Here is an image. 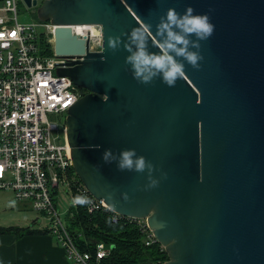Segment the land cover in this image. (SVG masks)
<instances>
[{
	"label": "water",
	"instance_id": "obj_1",
	"mask_svg": "<svg viewBox=\"0 0 264 264\" xmlns=\"http://www.w3.org/2000/svg\"><path fill=\"white\" fill-rule=\"evenodd\" d=\"M187 6L215 25L199 69L185 61L174 87L139 83L122 33L144 27L148 50L159 52V18ZM34 14L54 25V55L74 58L57 74L85 91L64 130L87 193L118 215L145 217L164 264H264V0H42ZM71 25L99 26V49ZM112 36L122 41L115 52ZM126 148L153 164L157 186L145 189L147 170L102 160L105 149Z\"/></svg>",
	"mask_w": 264,
	"mask_h": 264
},
{
	"label": "built area",
	"instance_id": "obj_2",
	"mask_svg": "<svg viewBox=\"0 0 264 264\" xmlns=\"http://www.w3.org/2000/svg\"><path fill=\"white\" fill-rule=\"evenodd\" d=\"M23 0H0V191H9L13 200L48 220L49 234L64 252L69 264H102L110 245L95 242L92 251L81 250L74 242L53 204V196L65 188L70 199L86 196L90 204L82 207L87 212L108 208L84 189L71 168L69 148L65 140L64 117L67 108L85 91L76 87L57 68L65 67L73 57H60L38 43L42 33L49 44L54 25L36 20L20 23L16 20L17 3ZM71 32L83 36L100 47L97 25H71ZM93 29V31H91ZM96 29L98 31H96ZM93 44V45H94ZM64 116L52 122L50 117ZM61 127V143L50 134ZM70 209L66 216H70ZM110 211V210H109ZM111 212V211H110ZM111 222L121 219L132 223L139 232L143 246L158 245L146 218H132L111 212ZM165 252V251H164ZM166 258H156L149 264H164Z\"/></svg>",
	"mask_w": 264,
	"mask_h": 264
},
{
	"label": "clouds",
	"instance_id": "obj_3",
	"mask_svg": "<svg viewBox=\"0 0 264 264\" xmlns=\"http://www.w3.org/2000/svg\"><path fill=\"white\" fill-rule=\"evenodd\" d=\"M155 27V35L159 37L156 45L159 52L148 50L149 35L144 27H135L129 33H122L127 37L123 48L129 53L125 63L130 65L132 76L139 83L151 84L159 77L165 85L174 87L185 76V61L194 69H199V61L203 59L199 51L200 42L212 36L215 25L207 13H196L191 6H187L183 13H178L172 7L167 8ZM121 43L120 36L109 37L108 48L115 52ZM102 160L105 163L115 162L119 171L143 173L147 170L148 184L145 189L158 184L152 176L153 164L146 161L144 156L137 155L135 149H121L118 155L111 149H105ZM122 196L126 201L129 199L127 193ZM72 203L83 206L91 201L86 196H76Z\"/></svg>",
	"mask_w": 264,
	"mask_h": 264
},
{
	"label": "trees",
	"instance_id": "obj_4",
	"mask_svg": "<svg viewBox=\"0 0 264 264\" xmlns=\"http://www.w3.org/2000/svg\"><path fill=\"white\" fill-rule=\"evenodd\" d=\"M33 16L36 19L34 12ZM37 39L42 48L50 50L42 33ZM70 212L71 215L66 216V226L79 249L92 251L95 242L110 245V251L102 264H149L158 257L166 258L165 252L159 251L157 244L143 246L140 243L139 232L132 223L123 219L111 222L112 213L107 209L87 212L82 206H77ZM3 231H13L16 236L49 233V229L31 227H0V233Z\"/></svg>",
	"mask_w": 264,
	"mask_h": 264
},
{
	"label": "crops",
	"instance_id": "obj_5",
	"mask_svg": "<svg viewBox=\"0 0 264 264\" xmlns=\"http://www.w3.org/2000/svg\"><path fill=\"white\" fill-rule=\"evenodd\" d=\"M0 227L30 226L25 222L20 224L0 225ZM43 228L48 230L45 226H43ZM43 228L39 227L33 229ZM0 264L69 263H67L64 258L63 249L54 242L53 237L49 233L16 236L13 231H3L0 233Z\"/></svg>",
	"mask_w": 264,
	"mask_h": 264
},
{
	"label": "rangeland",
	"instance_id": "obj_6",
	"mask_svg": "<svg viewBox=\"0 0 264 264\" xmlns=\"http://www.w3.org/2000/svg\"><path fill=\"white\" fill-rule=\"evenodd\" d=\"M34 9L25 8V6L18 2L16 8V20L20 23H29L35 21L33 16ZM94 43H90V50H95ZM51 46V43H49ZM83 91V89H81ZM64 116L50 117L49 120L54 122L57 119L63 120ZM51 138H56L58 143H61V127L57 131L50 134ZM53 204L56 212L63 221L70 209V199L68 191L63 188L58 190V193L53 196ZM30 227L39 228L45 226L48 228L50 224L40 213L33 211L25 206L24 203L16 202L13 200L9 191H0V225H11L13 223H25ZM34 221V222H33Z\"/></svg>",
	"mask_w": 264,
	"mask_h": 264
},
{
	"label": "bare ground",
	"instance_id": "obj_7",
	"mask_svg": "<svg viewBox=\"0 0 264 264\" xmlns=\"http://www.w3.org/2000/svg\"><path fill=\"white\" fill-rule=\"evenodd\" d=\"M90 26V25H89ZM91 31H93V29H91ZM96 31H98L97 29H96Z\"/></svg>",
	"mask_w": 264,
	"mask_h": 264
}]
</instances>
